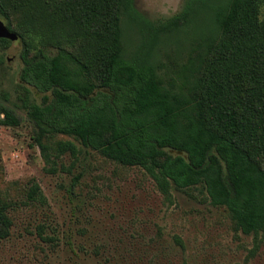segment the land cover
<instances>
[{"label": "trees", "instance_id": "1", "mask_svg": "<svg viewBox=\"0 0 264 264\" xmlns=\"http://www.w3.org/2000/svg\"><path fill=\"white\" fill-rule=\"evenodd\" d=\"M209 2L185 0L176 14L151 21L135 0H0V19L21 43L18 100L48 163L67 153L76 161L78 143L144 170L166 198L174 190L202 189L236 230L261 241L264 0ZM202 4L212 13L209 34L170 76L151 60L150 49ZM124 16L147 36L134 58L125 56ZM11 44L0 39L3 50ZM1 114L0 125H20L13 110L1 107ZM47 205L31 181L22 206ZM14 207L0 200L1 240L11 236Z\"/></svg>", "mask_w": 264, "mask_h": 264}, {"label": "rangeland", "instance_id": "2", "mask_svg": "<svg viewBox=\"0 0 264 264\" xmlns=\"http://www.w3.org/2000/svg\"><path fill=\"white\" fill-rule=\"evenodd\" d=\"M184 1L135 0V6L155 21L179 12ZM211 15L206 5L196 6L178 30L154 40L151 60L173 76L198 53ZM122 26L125 56L134 58L147 36L126 16ZM21 51L19 41L7 50L0 46V118L6 107L21 121L17 127L0 125V200L15 204L11 236L0 239V264H264V239L236 230L202 189L174 190L166 198L144 170L114 163L78 143L76 161L67 153L56 165L48 163L18 100ZM31 181L43 190L46 207L22 206Z\"/></svg>", "mask_w": 264, "mask_h": 264}, {"label": "water", "instance_id": "3", "mask_svg": "<svg viewBox=\"0 0 264 264\" xmlns=\"http://www.w3.org/2000/svg\"><path fill=\"white\" fill-rule=\"evenodd\" d=\"M0 39H7L12 42L19 40V37L16 33L12 32L4 21L0 19Z\"/></svg>", "mask_w": 264, "mask_h": 264}]
</instances>
